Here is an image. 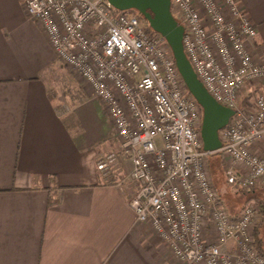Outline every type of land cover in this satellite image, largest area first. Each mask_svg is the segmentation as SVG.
I'll return each mask as SVG.
<instances>
[{"label":"built area","instance_id":"1","mask_svg":"<svg viewBox=\"0 0 264 264\" xmlns=\"http://www.w3.org/2000/svg\"><path fill=\"white\" fill-rule=\"evenodd\" d=\"M25 8L112 122L119 149L103 155L96 169L104 182L123 188L129 180L136 223L148 224L178 264H264L254 239L258 206L249 202L230 214L206 164L219 153L230 161L227 184L247 193L264 188V150L252 151L264 143V94L241 104L246 86L264 82V63L253 60L248 45L257 29L238 0H171L197 78L235 111L216 152L203 149L202 110L170 47L141 15L108 0H26ZM121 158L130 163L123 179L116 174Z\"/></svg>","mask_w":264,"mask_h":264},{"label":"crops","instance_id":"2","mask_svg":"<svg viewBox=\"0 0 264 264\" xmlns=\"http://www.w3.org/2000/svg\"><path fill=\"white\" fill-rule=\"evenodd\" d=\"M25 4L0 0V264H178L148 224L136 223L129 180L123 188L102 181L97 162L119 149L112 122L83 80L67 102L51 90L65 65ZM238 4L257 29L253 60L264 63V0ZM129 170L121 158L118 178ZM243 206L236 196L232 214Z\"/></svg>","mask_w":264,"mask_h":264},{"label":"water","instance_id":"3","mask_svg":"<svg viewBox=\"0 0 264 264\" xmlns=\"http://www.w3.org/2000/svg\"><path fill=\"white\" fill-rule=\"evenodd\" d=\"M119 11L135 10L159 33L170 47L178 72L189 93L202 110L200 135L203 149L216 152L221 148L219 132L226 127L235 111L219 104L197 78L183 48V26L171 12V0H108Z\"/></svg>","mask_w":264,"mask_h":264},{"label":"rangeland","instance_id":"4","mask_svg":"<svg viewBox=\"0 0 264 264\" xmlns=\"http://www.w3.org/2000/svg\"><path fill=\"white\" fill-rule=\"evenodd\" d=\"M135 14H138L135 10H133ZM139 15V14H138ZM144 20V19H143ZM145 21V20H144ZM146 22V21H145ZM59 69L56 70L54 74H52V77L50 78V85H51V90L59 95L61 100H65L66 102L69 100V97H73L74 94L76 95V86H79V83L81 84V78L77 75V73L73 72L71 69L68 67H61L60 65H57ZM264 82H260L259 84L253 85L254 88H256L255 91H252L249 95L251 96L250 99L247 101L248 105L251 106L257 97L258 93H263L261 89L263 88ZM250 85L246 86V89L249 88ZM82 91L84 93V86L82 87ZM260 89V90H259ZM248 89L245 93L244 96L247 95ZM85 94V93H84ZM87 95L82 96V101L86 98ZM88 100V99H87ZM244 105V104H243ZM207 168L210 173L212 182L214 186L218 189L220 193H223L225 197V207L226 210L232 214V209H231V204H233L236 201V196H239L240 198L244 197H251V196H256V194H261L260 197L264 198V188H258L254 190L253 192H240L235 189L233 186L227 184V178L225 176L224 170L229 166L230 161L228 159H224L223 157H218L216 159H208L207 162ZM261 192V193H259ZM255 203V202H254ZM257 205V203H256ZM258 206V205H257ZM259 208V207H258ZM261 223V216L259 220V226ZM256 229V228H255ZM255 231V230H254ZM259 232L261 235V238L263 239L264 242V223L261 224L259 227ZM215 238L210 234L209 241L213 242ZM264 246V243H263Z\"/></svg>","mask_w":264,"mask_h":264},{"label":"trees","instance_id":"5","mask_svg":"<svg viewBox=\"0 0 264 264\" xmlns=\"http://www.w3.org/2000/svg\"><path fill=\"white\" fill-rule=\"evenodd\" d=\"M128 12H134L133 10H128ZM137 12V11H136ZM142 17V16H141ZM143 19V18H142ZM147 23V22H146ZM147 26H148V29H151L150 28V26L148 25V23H147ZM250 95L248 94L245 98H243L242 99V101H241V104L243 105V104H245L249 99H250ZM218 157H221V155L219 154V153H215V154H212L211 156H209V158L208 159H216V158H218ZM241 191H239V193H240ZM220 193V192H219ZM242 193V192H241ZM244 193V192H243ZM220 197H221V203L223 204V205H225V197H224V195H223V193H220ZM254 198V200L256 201V203H257V205H258V207H259V210H260V216H261V223H260V225L259 226H257L256 227V229H255V231H254V239H255V244H256V247H257V249L259 250V252L262 254V255H264V246H263V239L261 238V235H260V232H259V227L261 226V224H263L264 223V198H261V197H258V196H253ZM244 199V206L246 205V204H248L249 203V201L252 199V198H250V197H244L243 198ZM243 206V207H244ZM243 207H242V209H243ZM241 209V210H242ZM240 210V211H241ZM239 211V212H240ZM238 212V213H239ZM237 213V214H238ZM234 215V214H233Z\"/></svg>","mask_w":264,"mask_h":264}]
</instances>
